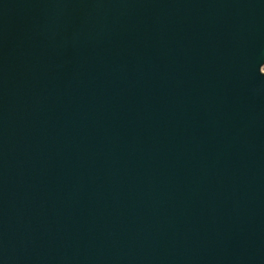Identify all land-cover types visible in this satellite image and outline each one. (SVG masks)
I'll list each match as a JSON object with an SVG mask.
<instances>
[{
    "label": "water",
    "instance_id": "1",
    "mask_svg": "<svg viewBox=\"0 0 264 264\" xmlns=\"http://www.w3.org/2000/svg\"><path fill=\"white\" fill-rule=\"evenodd\" d=\"M264 0H0V264H264Z\"/></svg>",
    "mask_w": 264,
    "mask_h": 264
},
{
    "label": "rangeland",
    "instance_id": "2",
    "mask_svg": "<svg viewBox=\"0 0 264 264\" xmlns=\"http://www.w3.org/2000/svg\"><path fill=\"white\" fill-rule=\"evenodd\" d=\"M264 69V68H263Z\"/></svg>",
    "mask_w": 264,
    "mask_h": 264
}]
</instances>
